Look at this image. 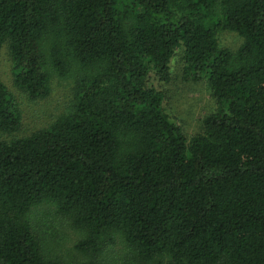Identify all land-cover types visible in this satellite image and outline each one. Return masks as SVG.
I'll list each match as a JSON object with an SVG mask.
<instances>
[{"label": "trees", "instance_id": "obj_1", "mask_svg": "<svg viewBox=\"0 0 264 264\" xmlns=\"http://www.w3.org/2000/svg\"><path fill=\"white\" fill-rule=\"evenodd\" d=\"M235 32V51L217 35ZM13 85L72 99L50 125L0 140V264H264V0H0ZM205 81L216 107L187 137L155 79ZM21 124L0 80V134ZM51 205L85 259L46 256L28 215Z\"/></svg>", "mask_w": 264, "mask_h": 264}, {"label": "rangeland", "instance_id": "obj_2", "mask_svg": "<svg viewBox=\"0 0 264 264\" xmlns=\"http://www.w3.org/2000/svg\"><path fill=\"white\" fill-rule=\"evenodd\" d=\"M221 48L235 51L242 39L232 31H222L217 35ZM0 80L13 94L21 113V124L11 134H0V140L22 137L50 125L67 109L72 99V78L53 77L50 91L44 98L31 100L14 85L10 73V58L6 45L0 49ZM152 86L163 94V108L190 137L200 128L204 116L215 110L216 103L205 81L192 82L182 77V63L176 53L169 64L167 81L153 80ZM36 228L46 256L60 259L65 263L80 262L85 257L74 249V244L82 237V232L72 228L68 221L56 215L51 205H38L28 215ZM98 260L101 264L138 263L136 255L120 238L103 251Z\"/></svg>", "mask_w": 264, "mask_h": 264}]
</instances>
